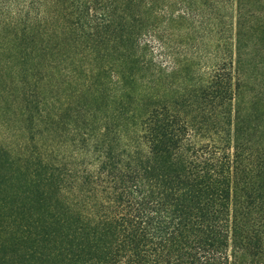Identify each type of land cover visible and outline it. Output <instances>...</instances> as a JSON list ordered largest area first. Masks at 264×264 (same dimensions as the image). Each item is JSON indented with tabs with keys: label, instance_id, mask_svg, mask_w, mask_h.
Listing matches in <instances>:
<instances>
[{
	"label": "trees",
	"instance_id": "obj_1",
	"mask_svg": "<svg viewBox=\"0 0 264 264\" xmlns=\"http://www.w3.org/2000/svg\"><path fill=\"white\" fill-rule=\"evenodd\" d=\"M0 264H264V0H0Z\"/></svg>",
	"mask_w": 264,
	"mask_h": 264
},
{
	"label": "rangeland",
	"instance_id": "obj_2",
	"mask_svg": "<svg viewBox=\"0 0 264 264\" xmlns=\"http://www.w3.org/2000/svg\"><path fill=\"white\" fill-rule=\"evenodd\" d=\"M199 25V23H194V29H192L190 26L187 27V24H185L184 28L182 29V34L184 35V41L186 42L180 46L178 45L177 39L175 40L174 44L176 48L185 50V52H187L189 55L199 54V57H196L195 62L198 64H200V52L203 49V44H201L200 41V37L202 36V30L198 27ZM226 29L230 31V21H228ZM195 50L198 52H196Z\"/></svg>",
	"mask_w": 264,
	"mask_h": 264
}]
</instances>
